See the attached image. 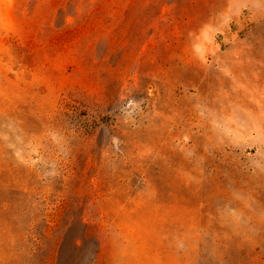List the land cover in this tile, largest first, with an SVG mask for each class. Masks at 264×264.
<instances>
[{
  "label": "rangeland",
  "instance_id": "1",
  "mask_svg": "<svg viewBox=\"0 0 264 264\" xmlns=\"http://www.w3.org/2000/svg\"><path fill=\"white\" fill-rule=\"evenodd\" d=\"M0 264H264V0H0Z\"/></svg>",
  "mask_w": 264,
  "mask_h": 264
}]
</instances>
